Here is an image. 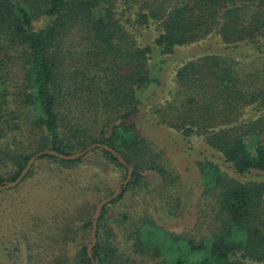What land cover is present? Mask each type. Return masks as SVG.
Segmentation results:
<instances>
[{
  "label": "trees",
  "instance_id": "1",
  "mask_svg": "<svg viewBox=\"0 0 264 264\" xmlns=\"http://www.w3.org/2000/svg\"><path fill=\"white\" fill-rule=\"evenodd\" d=\"M39 18L44 21L35 27ZM129 24L152 27L151 41L136 42ZM209 35L263 52L264 0H0V166L13 168L0 183L14 180L39 150L67 155L95 142L132 168L97 217L90 257L84 241L89 243L94 209L81 218L75 207L79 200L87 203L95 183L76 190L77 196L59 191L62 207L51 220L30 219L12 230L14 245L16 235L23 238L25 264H184V258L163 256L174 237L138 208L153 191L152 174L159 204L167 214L175 210L181 187L176 164L132 117L143 91L159 83L153 54H171ZM258 57L240 64L231 55L200 53L178 62L166 98L143 113L145 123L200 137L219 155L195 161L202 194L212 198L215 228L196 244L184 240L199 251L194 264H264V180H237L220 168L249 177L264 172V113L244 119L247 108L264 110V54ZM90 156L112 163L124 178L126 166L100 147L75 159L42 154L34 161L67 170L91 164L85 163ZM34 161L16 186L32 175ZM70 198L75 205L66 203ZM73 240L78 243L70 248Z\"/></svg>",
  "mask_w": 264,
  "mask_h": 264
},
{
  "label": "rangeland",
  "instance_id": "2",
  "mask_svg": "<svg viewBox=\"0 0 264 264\" xmlns=\"http://www.w3.org/2000/svg\"><path fill=\"white\" fill-rule=\"evenodd\" d=\"M125 14L130 16L128 13ZM130 17L132 19V16ZM43 21V18H39L33 24L35 27H39ZM128 28L134 33L136 42L140 44L150 42L154 35L152 27L140 28L129 24ZM176 48L171 54H153L154 64L160 65L159 83L157 85H151L143 91L141 94V106L132 117V121L136 123L141 134L147 140L160 146L165 154L176 164V171L180 177L181 186L178 191V206L175 207V210L174 208L170 210L172 212L171 214L169 212L167 214L163 207L164 205L159 204L160 192L157 191L155 193L154 188L157 185V181L154 180V176L151 174L147 176L150 182L148 187L154 192L147 193L146 203L140 201V207L138 208L139 210L144 209L148 212L156 225L161 226L174 237L172 240L173 243L166 246L167 252L163 256L167 258L181 257L185 259L184 264H194L193 260L198 259L199 251L196 249L191 250L187 246L185 247L184 240L189 239L196 244L200 238L207 236L215 228L212 198L209 195L202 194V187L199 184V173L195 161L200 159L215 160L219 155L213 149L206 146L200 137L190 136L184 138L172 129L145 123L143 113L151 104L161 102L166 98L167 92L172 88L173 84L172 70L178 62L194 57L200 53H219L231 55L240 64H244L249 63L251 60L255 61L259 55L264 54V51L253 50L249 46L242 45L241 43L235 47L227 46L214 35H209L199 40L196 44ZM159 59L163 61L161 64L159 63ZM258 60L259 62L262 61L259 57ZM258 60H256V63ZM138 93L139 91L136 92L137 96H139ZM263 113L264 110L255 112L251 108H247L244 119H256ZM261 131L262 136H264V127ZM87 162L91 164H81L76 168L60 170L61 167L57 163H50L46 159L36 160L34 161L32 175L24 181H21L15 188L10 190L5 188L0 191V264H25L23 257V238L16 235L19 241L17 246L14 245L10 241L13 236L12 230L15 229L18 232L22 228V223L29 222L30 219L33 221L36 220L37 223H39L40 219L51 220L53 218L52 215L56 213L52 211L57 206H61L59 200L62 198L58 196L59 191L76 195V190L82 192L83 190L81 189L95 183L89 189L92 195H87L86 204L80 200L76 204L72 198L66 201V203L70 202L69 206L72 203L73 205L76 204L75 213L79 214L81 218L86 216L85 214L89 210L94 209L97 202L104 197L105 193L110 189L113 191L114 187L121 180L120 170L112 163L94 156L88 157L85 163ZM220 168L237 180L243 181L249 178L264 180V172L258 175L252 174L249 177L235 175V173L223 164H220ZM12 173L13 168L11 165L5 164L0 166L1 177L7 178ZM73 187L76 189L73 190ZM87 194L89 193L87 192ZM112 208H114V204L109 206L108 217L113 213ZM68 217H73V215H69L68 213ZM110 224L111 221L108 222V225ZM115 230L117 231V229ZM118 233L119 235L121 234L119 230ZM77 243V240L75 243L73 240L71 245H69L70 248H72L73 244ZM88 244L84 241V245L87 246ZM245 264L259 263L245 261Z\"/></svg>",
  "mask_w": 264,
  "mask_h": 264
},
{
  "label": "water",
  "instance_id": "3",
  "mask_svg": "<svg viewBox=\"0 0 264 264\" xmlns=\"http://www.w3.org/2000/svg\"><path fill=\"white\" fill-rule=\"evenodd\" d=\"M96 147H100L103 148L104 150L110 152L117 160L118 162H120L121 164H123L124 166H126V173L125 176L122 180H120L117 185L114 187L112 193L109 196L103 197L101 198L97 204L94 207L92 216H91V222H90V230H89V244L86 246V254L88 257H90V251L95 243V228H96V221H97V217L102 209V207L109 202L110 200H112L114 197H116L119 192L120 189L122 187L125 186V184L127 183V181L130 178L131 175V171L132 168L130 165H127L125 163V161L122 159V157L111 147L105 145L104 143H100V142H95V143H91L89 145H87L86 147H84L83 149L74 152L72 154H62L59 153L55 150L52 149H42L39 150L38 152L30 155L28 157V159L26 160L24 166L21 168V170L19 171L18 175L16 176V178L12 181H2L0 183V191L5 189V188H10V187H14L18 184V182L24 177V175L26 174V172L28 171L30 165L32 164V162L39 156L42 154H49L58 158H62V159H75L79 156H82L84 153H86L87 151L96 148ZM96 262V261H94Z\"/></svg>",
  "mask_w": 264,
  "mask_h": 264
}]
</instances>
